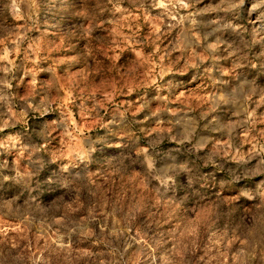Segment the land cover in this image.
<instances>
[{
	"label": "clouds",
	"instance_id": "obj_1",
	"mask_svg": "<svg viewBox=\"0 0 264 264\" xmlns=\"http://www.w3.org/2000/svg\"><path fill=\"white\" fill-rule=\"evenodd\" d=\"M0 264H264V0H0Z\"/></svg>",
	"mask_w": 264,
	"mask_h": 264
}]
</instances>
